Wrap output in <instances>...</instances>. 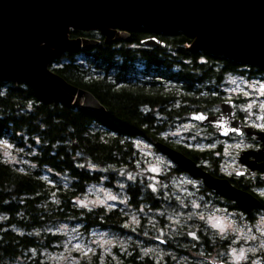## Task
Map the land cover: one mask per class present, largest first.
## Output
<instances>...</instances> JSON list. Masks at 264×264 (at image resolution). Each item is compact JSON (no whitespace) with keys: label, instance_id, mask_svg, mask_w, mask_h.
<instances>
[{"label":"trees","instance_id":"trees-1","mask_svg":"<svg viewBox=\"0 0 264 264\" xmlns=\"http://www.w3.org/2000/svg\"><path fill=\"white\" fill-rule=\"evenodd\" d=\"M129 32L126 40L105 43L99 32L71 30V37H98L100 43L88 49L85 63L78 62V53L67 52L54 61L60 62L58 66L51 64V69L69 83L90 91L104 106L103 112L43 101L29 86L0 82V139L20 147L31 143L36 149L30 157L36 168L27 171L0 156V264L34 248H53L60 242L58 235L31 232L69 218H77L84 228L120 229L125 217L118 208L77 204L86 187L100 179V171L92 166L132 164L135 140L154 144L163 141L162 116L180 117L192 110L211 112L221 101L215 90L226 73L264 74L259 66L191 50L193 38L182 31L153 33L139 27ZM148 38L164 45L144 47L141 42ZM175 149L211 174L225 177L217 170L219 149ZM44 169L66 174L69 185H51L42 176ZM228 180L254 194L250 184ZM128 186L131 204L137 206L139 184ZM25 264L44 263L37 258ZM121 264L154 262L133 253L123 257Z\"/></svg>","mask_w":264,"mask_h":264},{"label":"rangeland","instance_id":"rangeland-1","mask_svg":"<svg viewBox=\"0 0 264 264\" xmlns=\"http://www.w3.org/2000/svg\"><path fill=\"white\" fill-rule=\"evenodd\" d=\"M76 58L79 63H85L83 54L78 53ZM59 63L52 64L58 66ZM217 87L222 99H237L235 109L249 124L264 128V74L228 72ZM218 106L219 103L212 110ZM190 112L168 118L163 137L197 150L220 147L217 170L227 177L240 179L236 172L241 168L238 156L246 146L245 139L234 137L223 141L213 129L193 121ZM133 145L136 153L132 164L93 165L94 170L100 171V179L90 183L76 200L81 207L118 208L125 217L120 229L84 228L77 218L59 221L31 232L58 235L60 242L53 244V248H34L13 260L6 259L7 264H25L37 258L44 264L83 261L121 264L123 257L133 253L151 258L154 264H264V211L254 208L246 213L219 204L213 197L207 199L205 193L199 191L198 180L188 181V176L173 177L174 163L148 142L135 140ZM35 150L31 143L20 147L5 138L0 139V156L19 170L36 168L30 158ZM42 176L51 185L68 186L70 183L66 174L49 169H44ZM255 177L249 182L247 178L242 181L264 196V177ZM257 180L261 181L260 186H254ZM137 183L144 195L149 191L151 197H158L154 206L140 201L137 206L131 204L128 185ZM172 191L178 195L177 199ZM139 197L140 194L137 200Z\"/></svg>","mask_w":264,"mask_h":264},{"label":"water","instance_id":"water-1","mask_svg":"<svg viewBox=\"0 0 264 264\" xmlns=\"http://www.w3.org/2000/svg\"><path fill=\"white\" fill-rule=\"evenodd\" d=\"M139 27L153 33L182 31L193 38L191 50L264 68V0H0V82L29 86L43 101L103 112L104 106L90 91L69 83L51 69V64L67 52L88 50L100 43L97 38L71 37V30L99 32L105 43H111L128 39L129 31ZM141 44L164 45L156 38ZM233 106L232 100H223L219 113L194 111L190 118L210 125L221 137L239 134L241 120L234 117ZM243 129L261 139L262 148L241 152L238 161L251 173L264 172V131L253 126ZM155 146L178 168L201 178L204 186L226 196L243 211L261 208L257 196L236 187L228 178L211 174L163 142Z\"/></svg>","mask_w":264,"mask_h":264},{"label":"flooded vegetation","instance_id":"flooded-vegetation-1","mask_svg":"<svg viewBox=\"0 0 264 264\" xmlns=\"http://www.w3.org/2000/svg\"><path fill=\"white\" fill-rule=\"evenodd\" d=\"M130 33V32H129ZM100 34V33H99ZM100 36H101V34H100ZM102 37V36H101ZM97 39H98V37H97ZM119 41V40H118ZM144 47H153V46H147V45H143ZM77 53H81V54H83L84 55V59H86V58H88L87 56V54H89L90 53V51L89 50H83V51H80V52H77ZM128 76H126V78H127ZM217 88L218 87H216V90H217ZM215 90V91H216ZM219 92V94H220V91H218ZM220 98H221V96H220ZM224 99H222L221 98V101H223ZM226 100H232L233 101V103H234V117L235 118H237V119H240L241 120V132L239 133V134H237L236 132H231V133H229L227 136H225V137H221V136H219L218 135V133H217V130L216 129H214L213 127H211L210 125H203V126H205V127H209L210 129H213L214 131H215V133H216V135L219 137V138H221V140H223V141H225V140H229V139H232V138H234V137H239V138H243V139H245V141H246V146L241 150V152H243V151H251V152H258L261 148H262V140L260 139H257V137H252V136H249V135H247L246 134V132H245V130L243 129V127L244 126H253V125H251V124H249L245 119H244V116L242 115V113H239L236 109H235V106H236V101H237V99H226ZM221 101H220V103H221ZM220 103H219V106L217 107V108H215L214 110H211V112H208V111H203V112H207L208 114H217V113H219L220 112ZM193 112V110L190 112V114ZM169 117H165V116H162L161 118H160V120L162 121V123L164 124V126H165V129L167 128V124H168V121H167V119H168ZM170 119V118H169ZM172 120V119H171ZM175 120V119H174ZM173 120V121H174ZM170 122V121H169ZM254 127V126H253ZM230 128H233V126L231 125L230 126ZM257 130H259V131H264V128H258V127H255ZM165 131V130H164ZM164 136V134L162 135V139H163V143H165V144H167V145H169V146H171V147H173V148H175L176 146H180V147H183V148H185V149H188V150H192V151H202V150H197V149H195V148H190V147H186L185 145H182V144H174V143H172V141H170L169 139L167 140L166 139V137H163ZM149 145L151 146V147H153L155 150H157V152L159 153V154H162V153H160L159 151H158V149L156 148V146H155V144L154 143H149ZM218 149H220V147L218 148ZM240 152V153H241ZM252 154V153H251ZM162 155H164V154H162ZM164 156H166V155H164ZM167 157V156H166ZM168 158V157H167ZM253 158V155L252 156H250V158L249 159H252ZM169 159V158H168ZM170 160V159H169ZM173 164V163H172ZM240 164V163H239ZM174 166H173V177H176V178H179V177H182V176H184V177H186V176H188V177H186L187 178V180L188 181H196L197 182V180H198V182H199V184H200V190L199 191H201V192H204L205 193V195H206V198L207 199H209L210 197H213V199H214V201H217V203H219V204H221V203H224L225 205H227V206H229V207H232V208H235V209H237V210H242L241 208H239L238 206H237V204L235 203V202H233L232 200H229L226 196H223V195H220V194H218V193H216L214 190H212V189H210V188H208V187H206V186H204L203 185V182H202V179L200 178V179H197V178H194V177H192V176H190L187 172H185V171H183V170H178V168H177V166L175 165V164H173ZM240 169H238V171L236 172V174L238 175V176H240V179L239 178H233V177H227L226 175H224V174H222L221 172H219V174H221V175H223V176H225V177H227V178H233L234 180H240V181H242V179H245V178H247V179H245V180H248V182H249V179L251 180L252 178H254V176H256L257 178H261V177H264V172H260V171H257V170H255L254 172H250L249 171V169L246 167V166H244L243 164H240ZM208 171V170H207ZM238 172H240V174H238ZM255 177V178H256ZM243 182V181H242ZM261 181L260 180H257L256 181V183H255V185L254 186H258V184H259V186L262 184V183H260ZM249 184V183H248ZM191 188H193L192 186H190ZM250 187V186H249ZM251 188V187H250ZM252 192L255 194V196H257L259 199H260V201H261V203H262V205H261V208H260V210L261 211H264V196H262L261 194H259V193H256V192H254V190L252 189ZM172 193V195H173V197L174 198H178V197H176V196H178V195H176L175 193H174V191H172L171 192ZM150 192L149 191H147L146 193H145V195H144V192L142 191V189L140 190V197H139V201H140V203L142 202V203H147L148 205H155L156 203H157V201L159 200L158 199V197H156L155 195H154V197H151L150 196ZM159 194H161V193H159ZM144 196V197H143ZM219 198V200H217ZM142 200V201H141ZM246 213H248V212H246Z\"/></svg>","mask_w":264,"mask_h":264}]
</instances>
